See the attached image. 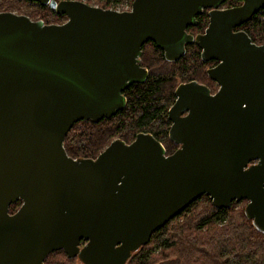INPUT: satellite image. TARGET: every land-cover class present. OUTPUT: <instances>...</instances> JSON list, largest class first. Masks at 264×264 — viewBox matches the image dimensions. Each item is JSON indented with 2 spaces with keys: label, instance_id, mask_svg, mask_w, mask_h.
I'll use <instances>...</instances> for the list:
<instances>
[{
  "label": "water",
  "instance_id": "95a60500",
  "mask_svg": "<svg viewBox=\"0 0 264 264\" xmlns=\"http://www.w3.org/2000/svg\"><path fill=\"white\" fill-rule=\"evenodd\" d=\"M26 1L67 19L0 12V264H43L57 251L81 264H127L204 195L217 209L246 201L245 217L264 234V44L234 31L264 0L227 9L224 0H133L129 11ZM204 9L206 29L188 34ZM149 41L168 62L196 45L203 61L218 62L207 71L217 92L176 88L168 139L179 147L170 155L139 133L94 159L69 157L74 124L110 119L126 107L123 92L144 83Z\"/></svg>",
  "mask_w": 264,
  "mask_h": 264
},
{
  "label": "trees",
  "instance_id": "16d2710c",
  "mask_svg": "<svg viewBox=\"0 0 264 264\" xmlns=\"http://www.w3.org/2000/svg\"><path fill=\"white\" fill-rule=\"evenodd\" d=\"M23 1L38 7L33 16L45 24H62L67 19L48 7ZM124 1L86 0L89 5L113 10ZM127 2L131 4L133 0ZM239 3L240 0H225L224 6L233 7ZM13 10L17 11L18 7L12 0H0V12ZM196 20L193 30L202 31L207 26L206 15ZM236 29L244 31L253 42L264 43V8ZM141 52L140 64L149 72L146 81L132 84L125 90V109L110 119L96 124L90 121L74 124L64 140L69 157L94 159L113 140L120 139L128 144L139 133L152 135L163 145L166 154L175 150L168 139L167 110L175 99L173 91L178 83L200 79L204 74L199 49L187 46L185 55L176 62L165 61L162 52L151 42L145 43ZM243 202L246 203L234 202L229 209H217L208 196L200 197L154 232L149 243L132 254L127 264H264V234L245 217L243 207H239ZM19 205H11L9 213ZM55 254L62 252L51 253L44 264H49L50 257Z\"/></svg>",
  "mask_w": 264,
  "mask_h": 264
},
{
  "label": "flooded vegetation",
  "instance_id": "af4514ba",
  "mask_svg": "<svg viewBox=\"0 0 264 264\" xmlns=\"http://www.w3.org/2000/svg\"><path fill=\"white\" fill-rule=\"evenodd\" d=\"M26 1V0H25ZM28 2V1H27ZM224 2H225V0H224ZM224 2L221 4V6L219 7V9H227V8H231V7H226V6H224ZM29 3H34V4H37V3H35V2H29ZM242 3V1L240 0V3L238 4V5H236V6H239L240 4ZM39 5V4H38ZM236 6H233V7H236ZM210 10L209 9H204L203 11H202V13L200 14V15H198V16H201V15H206V17H207V24H208V12H209ZM7 12V11H6ZM8 12H12V13H15V14H18V13H16L15 11H8ZM18 15H24V14H18ZM198 16H196L195 17V19L198 17ZM196 22H197V20H196ZM197 26V24L195 25V26H189V27H187L186 28V32L188 33V34H190V35H192V36H196V35H198V34H202L203 32H204V30L206 29V27L202 30V31H195V30H193L195 27ZM234 31H242V30H237V29H234ZM244 32V31H243ZM250 38V37H249ZM252 41V40H251ZM150 42V41H149ZM253 42V41H252ZM152 43V42H151ZM253 43H255V42H253ZM256 45H261V44H264V43H255ZM187 46H195V47H197L196 45H194V44H192V45H186L185 46V53H186V47ZM198 48V47H197ZM159 49V48H158ZM199 49V48H198ZM160 50V49H159ZM161 51V50H160ZM162 52V51H161ZM200 52H201V50L199 49V57H200ZM185 53H184V55H185ZM163 54V53H162ZM183 55V56H184ZM142 56V55H141ZM182 56V57H183ZM181 57V58H182ZM141 58V57H140ZM164 58V57H163ZM180 58V59H181ZM179 59V60H180ZM165 60V59H164ZM200 60H201V62H203V64H204V70H203V73L204 74H202V76H203V78L201 79H196V80H187V81H183V82H180V83H178L177 85H176V87H175V89H174V91L176 90V88L179 86V85H181V84H186V83H190V82H196V83H198L199 85H202V86H205L206 88H208L209 89V91H210V93L211 94H214V93H216L217 92V90H218V88H219V86L217 85V83L216 82H214L213 80H211L209 77H208V74H207V71L209 70V69H212V68H214L217 64H218V62L217 61H214V60H210V61H203L202 59H201V57H200ZM166 61V60H165ZM178 61V60H177ZM168 62V61H167ZM174 62H176V61H174ZM140 66H141V64H140ZM142 67V66H141ZM143 68H145V67H143ZM146 69V68H145ZM147 70V69H146ZM148 75H149V72H148V70H147V77H148ZM147 79V78H146ZM146 81V80H145ZM144 81V82H145ZM132 85V84H131ZM174 91H173V95H174ZM125 92V91H124ZM123 92V93H124ZM123 96H124V94H123ZM125 97V96H124ZM126 98V97H125ZM174 98H175V95H174ZM174 101H175V99H174ZM174 101H173V103H174ZM173 103H172V105H173ZM171 105V106H172ZM170 106V107H171ZM169 107V108H170ZM169 108H168V110H169ZM168 110H167V112H168ZM186 113H184L183 115H185ZM167 118H168V116H167ZM170 122V121H169ZM170 125H171V122H170ZM169 128H170V126H169ZM169 131V130H168ZM134 140V139H133ZM174 146H175V150L179 147V146H177V145H175L174 144ZM174 150V151H175ZM173 151V152H174ZM172 152V153H173ZM171 153V154H172ZM166 155H170V154H166ZM19 204V203H18ZM20 206V205H19ZM19 208V207H18ZM17 208V209H18ZM16 211V210H15ZM14 211V212H15ZM13 212V213H14ZM81 245H83V243L81 244ZM49 256V255H48ZM47 256V257H48ZM67 257V256H66ZM47 259V258H46ZM45 259V260H46ZM74 259H77V258H74ZM45 262V261H44ZM44 264V263H43Z\"/></svg>",
  "mask_w": 264,
  "mask_h": 264
},
{
  "label": "rangeland",
  "instance_id": "374dc122",
  "mask_svg": "<svg viewBox=\"0 0 264 264\" xmlns=\"http://www.w3.org/2000/svg\"><path fill=\"white\" fill-rule=\"evenodd\" d=\"M79 1L86 2V0H79ZM12 3L15 6L18 7V10L15 11L16 13L24 14V15H28V16L31 15L32 16V18H31L32 20L38 21V19L36 17L34 18V16H33V14H35V12L38 11V7L36 5H29V4L25 3L23 0H18V1L17 0H12ZM92 5H94V4H92ZM130 8H131V4L128 3L127 0H126L122 4H120L116 8V10L117 11H129ZM199 78L202 79L203 76L200 75ZM128 139L130 140L131 138H128ZM245 205H246V203L243 202V203H241L239 205V207H243V210H244ZM63 254H64V252H62V254H55L54 256L50 257L49 264H81L77 259H73L72 262L67 261L68 258L66 257L65 254L64 255Z\"/></svg>",
  "mask_w": 264,
  "mask_h": 264
}]
</instances>
